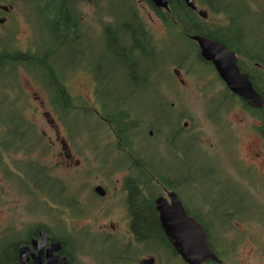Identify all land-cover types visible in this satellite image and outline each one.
Instances as JSON below:
<instances>
[{
  "label": "flooded vegetation",
  "instance_id": "1",
  "mask_svg": "<svg viewBox=\"0 0 264 264\" xmlns=\"http://www.w3.org/2000/svg\"><path fill=\"white\" fill-rule=\"evenodd\" d=\"M19 3L34 5V3L27 0H22ZM80 4L92 5L89 1L73 4L70 10L72 23L75 24L78 20H81V22H79V25H73L69 33L60 34L64 38H68V35L71 34L70 41L73 55L66 67L56 68L53 62L49 61L48 54H43L40 57L31 56L28 49L27 51L23 50V52L11 51L14 52L12 55L18 54L21 61L13 62L15 61L14 56L12 59L0 61V65H6L5 69L0 70V95L3 94V87H7L5 85L7 82L11 83V88L17 85L16 74L21 69L24 72L23 74L26 75L24 77L29 80L25 86L30 91L27 97L36 102L37 106L33 111L42 120L39 130H37V125L33 124L31 120L27 122L23 112L24 108H22L23 111L20 110L22 115L19 113L20 111L13 112V110L8 113L7 119L11 122V128H3V130L2 127L0 128V168L4 170L2 174L4 178L1 182L10 185L15 183L19 186L20 191L15 190L13 185L11 187L19 193H17L19 197L24 198L23 211L26 213L34 211L43 213L37 214V221L33 220L31 223L24 221L23 217L19 215L14 220L12 218L5 220L0 230V249L2 251L0 252V264H22L19 260L20 247L27 249L25 264H47L48 260L53 261L54 259L51 258L54 257L58 260L66 259V264H77L80 263L77 257L80 256L81 252L90 254V251L93 250L97 251L94 256H104L105 252L102 247L98 249L95 246L85 248L82 245V243L85 244L84 237L79 239L80 242L77 240L78 233L92 230V226L82 225L74 229L72 226L70 227V223L74 220L80 221L93 210L99 211L100 208L98 207L104 206L105 202L108 203V198L111 195L116 196L118 202L114 203L113 207L112 205L107 206L102 212L110 213L114 210L111 207H115L123 226L114 227L110 225V229H112L110 232H108L106 226L98 230L102 233L105 243L114 245L112 255H115L111 256L110 259H106V257L99 259L101 264H142L140 258L131 259L128 256L129 251L134 248H138L139 251L142 249V243L136 239L130 224V218L134 215L129 207L132 197L140 203L149 200L152 212L157 215L156 218L159 216L156 205L158 200L162 199L164 201L161 207L173 211L178 205L188 217L204 228L207 233L206 240L208 244H210L209 232L211 233L212 228L205 219L209 218L207 214L216 217L217 227H224L220 236L231 243L238 244L240 239L235 242L236 238H232L230 241L224 237V234L229 232L235 220L243 221L246 218H244L245 215L238 214V205L236 206L230 201L238 195L236 188L239 186V189L246 193V207L248 210L256 202L249 191L251 189L256 190L257 193L260 192L259 194L264 192V157L261 156V146L253 144L250 151L252 161L247 164H240L235 156V150L232 149L231 153L235 157L234 163L220 162L216 170L205 168V171H203L198 168L197 171H193L189 167L188 156H191L193 164H200L199 161L203 163L200 156L203 149L197 144L198 138L189 135V123L184 121L179 125L180 117L183 115L180 114L174 121L166 118L164 131L167 132L163 135L161 144L163 145L164 142L168 148L167 155L169 159L167 162L163 161L160 156L161 150L158 149V145L150 149L142 148L144 145L142 144L143 140H140V138L138 140L137 132L143 133L144 136L146 135L145 138L151 141L157 133L154 124L160 126V123L154 118L149 122H146L143 117L133 118L138 110L134 108V111L133 108L128 106L135 100L138 101L141 112L148 113L151 111L153 113L152 104H146L144 100L153 98L155 87L160 89L159 84L154 82L155 76H157L156 58L147 52L142 55L140 50L118 53L113 49L112 43H114V40L111 36L105 37L104 40L100 35H96L100 39L101 49L115 55L117 63L114 68L123 73L121 83L128 85L131 88V93L129 92L128 96L124 97V102L113 104L114 107L111 109L113 112L106 110L101 113L98 110L102 111V109H95L89 95H91L92 90L94 92V89H110V75L114 72L100 74L99 68L90 64L88 59L90 53L87 45L82 40L84 36L82 29H87L90 40H92L93 35L91 32L93 31L85 25V19H80L81 15L76 11L77 6ZM142 4L145 6L147 4L138 3L141 6V11H145L141 14L144 17L143 20L147 29L150 31L149 33L152 34L150 40L156 46L158 37L162 36L163 32L159 35L152 32L151 22L152 20L158 21L163 30L162 23L157 20L154 9L148 10ZM245 4H247L245 6L246 11L245 13L241 11V14H246V17H242L241 14L235 12V21L225 17L222 11L211 16L213 14L209 6L197 5L207 14L206 17L202 18V21L206 23V33L211 35L209 37L203 35L187 36L189 42L186 44L191 45L192 49L185 50L181 55L185 59L173 62L170 64V68L174 64L172 75L178 79L177 81L181 85H184L185 81L181 78L180 70H186L185 72L194 78L195 84L197 87L199 86L198 88L201 91L217 90L219 97L206 98V102H208L206 106L209 107L207 108L208 114L213 115V112L215 113V123L220 124L219 127L229 129L232 127V120L228 122L222 120L221 113L224 114L228 111L230 116L236 119V114L232 112V109L241 107L242 112L247 113L251 120L256 123H251L249 127L258 135L260 145H262L264 109L251 108L243 103L239 97L229 92L226 84L220 79L221 77L213 62L205 60L200 55L198 44L193 40L194 37H199L224 46L228 53L234 55L235 66L242 74L246 75L252 87L254 88V84H256L259 90L264 89V33L255 38L252 35L249 36L247 32L250 30L251 25L242 21V18L255 15L261 20L262 28H264V0H247ZM11 10L12 6H8L6 12ZM1 21H3V18H0ZM78 27L81 29V33H79ZM145 45L150 47L151 41ZM21 56H26L29 59H23ZM36 59H46L47 64L49 62L53 69L49 68L47 70ZM29 60L39 65L43 71L42 77L24 71V62ZM227 62L228 59H221V64ZM142 65H145L144 70H141ZM7 67L10 68L7 69ZM78 72L82 73L84 82L77 80ZM99 74L102 81L94 79ZM67 76L70 77L69 80ZM72 80L78 81V84ZM68 82L75 85L74 87L84 88L86 93L83 94L79 91L80 89L75 88L69 90ZM39 93L42 94V97L39 96ZM19 94H23V92ZM156 98L161 100L160 104L157 105V108L161 111H164L166 106L173 105L167 103V100L164 97H159L158 94ZM27 104L29 102L24 104L25 108L28 106ZM171 109L173 108L171 107ZM210 110H213V112ZM79 111L92 115L100 123L95 124V127L88 123V128H85L84 123L79 128L76 122L77 119L72 117L74 112ZM162 120L165 121V119ZM223 122L225 125H222ZM30 127L35 128V135L27 133L31 131ZM101 127L104 129L100 131L99 128ZM223 131L225 133V130ZM30 135L34 139L33 141H29ZM231 138L235 139L236 137L231 134ZM190 139L195 143L194 145L197 144L198 150L192 149L190 151L189 145H187ZM104 140H107L108 143L104 144ZM89 141L92 144L90 152L93 153V150H98L102 156L100 167L93 168L92 166L89 168L87 164L84 165L82 160L78 158L83 152L82 149L86 147V142L89 143ZM219 144L220 142L216 147L218 150L221 147ZM6 158H9L10 166L8 160H5ZM115 158H118L117 163L114 161ZM244 165L248 166L245 167ZM94 170L97 171V176L87 179L88 175L94 174ZM109 173L119 175L112 191L106 186L109 181ZM37 181H41L42 184L38 185ZM243 181L245 182L241 183ZM27 184L32 186L31 191L25 186ZM97 189H100L102 193L100 194ZM188 196H192L193 200L189 201ZM80 197L84 198L83 201L80 200ZM95 199L97 201L95 207L92 208ZM261 206H264V204L261 203ZM59 227L65 232L63 237H58L55 234ZM120 229H122L121 233L124 241L117 244L118 237L114 234ZM11 238V242H5ZM57 244H59V249L50 252ZM220 250L222 251L221 248L217 250V256L223 264L225 258H222L224 254L220 253ZM150 257L154 258L153 256ZM177 259L182 262L178 255ZM154 260L155 263L153 264H156V259Z\"/></svg>",
  "mask_w": 264,
  "mask_h": 264
},
{
  "label": "rangeland",
  "instance_id": "2",
  "mask_svg": "<svg viewBox=\"0 0 264 264\" xmlns=\"http://www.w3.org/2000/svg\"><path fill=\"white\" fill-rule=\"evenodd\" d=\"M19 1L21 0H0V5L5 6H12V10L7 13L0 12V18H3V23H0V48H5L4 51H7L9 53H14L11 51H27L31 56L40 57L43 54H48L49 61L51 63L53 62V65L56 68H64L66 67L67 63H69L72 57V46L70 41V35H68V38H64L63 36H60L62 34V31L58 32L55 27L53 19H51L49 12L47 11V1H41L39 3L33 4H26L22 3L20 4ZM247 0H241L240 4L242 7L246 6L245 4ZM145 6L144 4H142ZM50 6H53V3H50ZM141 7V6H140ZM148 6H145L144 8H147ZM149 10V8H147ZM80 15V19H85L84 23L86 26L90 27L93 32L92 33V40H90L87 29L83 28L82 32L84 33L83 36V42L87 45L90 53V57L88 58L90 60V64L92 66H97L99 68L100 74L108 73L110 74L111 71L114 72V74L110 75V83L109 88L103 90L101 88L94 89V92L92 90V93L90 96L91 101L93 105L95 106V109H102L98 110L101 113H104L106 110L108 112H113L111 109L114 107V103H122L124 102V97L128 96L127 94L131 92V88L128 85H125L122 82L123 73L121 71L115 70L114 67H116V57L114 54H110L109 52L101 49L100 47V39L97 35L99 33L100 28H102L101 21L106 18V16H101L100 18L97 16L96 10L92 5L88 4H80L77 6L76 10ZM113 13H116L115 11H112ZM144 12L145 11H141ZM60 13V12H59ZM58 17L61 19V17L66 16L65 12L62 11L61 15L57 14ZM246 14H243L242 17H244ZM246 17V16H245ZM100 21V22H99ZM242 21L244 23H249L251 25L250 30L247 32L249 36H253L254 38L257 36H261L262 33H264V28H262L261 20L255 16L252 15V17L242 18ZM81 20H78L76 22L78 25L80 24ZM151 26L153 27V31L156 35H159L162 33L161 25H159L158 21L152 20ZM79 33H81V29L78 27ZM95 33V34H94ZM102 41V38H101ZM170 41H164L159 42V44H155L156 48L159 45L160 48L163 50L161 52H164V54H159V58L157 57L155 62V69H159V76H155V83L159 84L160 89H157V87L153 90V98H147L144 100V103L146 104H152L151 107L154 108L153 113L149 111L148 113L141 112L139 110L138 101H133L128 107L129 108H136L138 110L137 114L133 116V118H141L145 119L146 122L152 121V118H154L157 122L160 123V126H157L154 124V126L157 128L156 135L153 137L151 141L147 138H145L144 134L138 131L137 132V138L139 140H143L144 144L142 148L144 149H150L154 146L158 145V149L161 150V157L163 161L167 162L169 159L168 154V148L166 147L165 143L163 142V145L161 142L163 141V135L165 134L164 127L166 124V121L168 118L171 121H174L176 117H178L180 114H183L180 117L179 125H181L184 121L188 122L190 127L188 128L189 135L195 136L198 138V145L203 149V153H199L201 156V159L203 160V163L200 162V164H193L191 156H188L189 161V167L193 171H197L198 168L205 171V168H214V170L217 169V165L220 164V162H228V163H234L235 157L231 153L232 149L235 150V156L237 158V161L240 164H247L252 161L251 159V150L253 144H258L261 146V156L264 157V138H263V144L260 145V139L258 138V135L251 130L249 126H251V123L256 124L254 121L251 120V117L246 113L244 114L242 112V108L238 107L236 109H232V112L235 113L236 119H234L232 116H230V113L227 111L224 114L221 113L220 116L222 120L228 122L229 120H232V127L224 128L219 127L220 124H216L214 116L215 113L213 110H210L213 112L212 114L207 113V107L206 106V98L207 99H213L219 95H217V90H206L201 91L197 85L194 82V78L187 74L184 70L181 71V78L183 81H185L184 85H181L178 79L172 75V67H174V64L170 67H168L170 64H172L175 59L179 58L180 53L175 55L173 52H171L172 48H169L171 44H169ZM185 48V49H184ZM12 49V50H11ZM192 49L191 45L184 44V47H181V50L184 52L185 50ZM10 50V51H8ZM182 52V53H183ZM6 65L2 64L0 65V70L5 69ZM168 67L170 69V74L173 80L171 79H165L163 76L164 68ZM10 67H7V69ZM119 68V67H118ZM19 69V66H18ZM24 71L26 73H35L42 77L43 71L40 69L39 65H36L33 61H25L24 62ZM145 69V65H142L141 70ZM117 72H115V71ZM59 71V70H58ZM66 72V71H64ZM24 72L19 69L17 72V87L11 88V83L7 82L5 85L7 87H3V94L0 95V105L3 106L7 112L11 113L20 110L23 111L22 108H24V116L26 117L27 122H30V120L33 122V124L37 125V130H39V127L41 126L42 120L39 119V117L36 115V113L33 111L35 110L36 102H34L32 99H28L27 95L30 92L26 86V83L29 81L26 79L23 74ZM77 80L79 82L83 81V76L81 72H78ZM96 75L94 79H98L102 81L101 75ZM69 76H67L68 78ZM70 77L68 78V80ZM76 81V80H72ZM71 81V82H72ZM78 81L77 84H78ZM68 82V89L71 88L80 89L79 91L83 94L86 93V90L84 88L74 87L75 85H71L72 83ZM1 86V85H0ZM2 88V87H1ZM158 90V96L164 97V99L167 100V103H172L173 105L170 106L173 108L171 109L170 106H166V109L164 111H161L157 108V105L160 104L161 100H158L156 98ZM20 92H23V94H19ZM215 95V96H214ZM39 96L42 97V94L39 93ZM214 96V97H213ZM28 99V100H27ZM26 102H29L27 104L28 106L25 108L24 104ZM137 103V104H136ZM23 104V105H22ZM88 104V103H87ZM89 105V104H88ZM149 106V105H148ZM80 108V107H79ZM6 110H1L0 113L3 114ZM21 113L22 115V112ZM135 111V110H134ZM18 113V114H19ZM219 114V113H218ZM244 114V115H243ZM72 117L77 119L78 127L80 128L82 124L85 123V128H88V123L91 124L92 127H95V124L100 123L99 121H96L92 117V115L87 113H81L74 112L72 114ZM1 119H4L1 117ZM162 119H165L163 121ZM162 120V121H161ZM87 123V124H86ZM222 125H225L224 122ZM153 127V126H152ZM31 131H28V134L35 135L36 131L35 128ZM218 128H221L220 130ZM3 130V128H1ZM104 129L103 127L99 128ZM30 130V129H29ZM88 130V129H87ZM228 134L226 135L224 133ZM233 137L231 138V134ZM30 135V136H31ZM85 135V134H84ZM140 135V136H139ZM167 136V135H166ZM230 137V138H229ZM34 139L30 138L29 141H33ZM80 140V139H78ZM88 142V141H87ZM86 142V147L82 149V153L79 159L82 160V163L85 165L87 164L88 167H100L102 165V156L98 152V150H93V153L90 152V149H92V144L89 141V143ZM189 143V149L192 151V149L198 150L197 144L188 141ZM218 142H220L219 150L216 149L218 146ZM108 141L104 140V144H107ZM232 144V145H231ZM234 146V147H233ZM233 147V148H232ZM214 148V150H213ZM140 149V148H139ZM205 150V151H204ZM254 152V151H253ZM257 153V152H255ZM9 166L11 165V162H9V158L5 159ZM115 163L118 162V158L114 159ZM194 162V161H193ZM195 163V162H194ZM245 167L248 165H244ZM221 171V169H219ZM3 169L0 168V230L1 227L4 225V222L8 218H12L13 220L16 219L17 215L23 217L22 219L24 221H29L28 223L33 222V220L37 221V214H43L39 212H32V213H26L24 210V198L19 197L17 195L18 192L15 190L20 191L19 186H17L15 183L9 184L5 182H1L2 178H4ZM117 173V171H115ZM100 175V174H99ZM93 176H97V171L94 170V174L88 175L87 179L92 178ZM76 177V176H75ZM239 177V175H238ZM119 178V175L111 174L109 173V181L106 186L112 191L115 187L116 183L115 181ZM80 180V179H78ZM83 180V179H82ZM97 181V180H96ZM245 181L241 182L244 183ZM238 183V182H237ZM38 185H41V181H37ZM240 184V183H239ZM13 185V187H11ZM27 189L30 191L32 190V186L29 184L25 185ZM259 189V188H257ZM238 195L234 198V200L230 201L232 204H235L237 206V211L239 215H245V220H235L233 222V226L230 228L229 232L224 234V237L228 238L230 241L232 238H236L235 242L240 239V242L238 244L234 242H229L222 238L220 236L221 232L223 231L224 227L218 226V221L216 220V217H213L211 215H208L209 218H206L205 221L209 223L212 228L210 234V246L212 249L219 250V248L222 249L219 252L223 253L222 258H225L223 260V264H264V206H261V203L264 204V192L259 194L260 192H256V190L249 191V194L252 195V197L255 199V205L250 207L247 210L246 204H247V198L246 193L239 189V186L236 188ZM29 191V192H30ZM19 194V193H18ZM83 197H80V200L83 201ZM117 197L114 195H111L108 198V203L105 202L104 206H100V210H93L88 215L83 217L79 220H74V222H71L70 227L72 226L74 229L79 228L82 225L83 226H92V230L89 229L88 231L80 232L78 233L77 240L81 237H84L83 241L85 244L84 247H90L92 248L95 246L98 248H103L105 255L99 257L94 256L97 251L93 250L89 253L81 252L79 258V262L77 264H101V261L99 259L105 258L110 259L111 256L114 253V245L111 243H105L104 238L102 236V233L98 230L101 227H107L108 232L112 231L110 229V225H113L114 227H122L123 223L122 220L119 219L120 216L118 215V211L115 210V207H113V204L118 202ZM187 199L189 201L193 200L192 196H188ZM79 200V198H78ZM258 200V202H257ZM97 199L93 201V207H95ZM217 202V201H216ZM191 204V203H190ZM112 205L111 209H114L110 213H103L102 210L105 209L107 206ZM248 216V217H246ZM250 217V218H249ZM252 218V219H251ZM56 229V227H55ZM61 230V231H60ZM122 229L118 230L119 233L116 235L117 238V244L122 243L124 239L122 238L123 234L121 233ZM63 229L58 228L57 232L55 234L59 237L64 236ZM243 233V234H242ZM76 236V235H75ZM214 236V237H213ZM12 238L9 240H6L5 242H11ZM80 242V241H79ZM105 243V244H103ZM81 244V243H80ZM153 251H160L157 253V255H160V258H163L162 262L159 260L156 261V264H183L180 260L174 258L172 254L168 251L166 248H161L159 250L158 247H155L152 249ZM0 252L1 249H0ZM148 251H144L141 249L134 248L133 250L129 251V255L131 259H135V257L140 258L141 260H146L149 258ZM148 254V255H146ZM153 257L156 258L155 255ZM139 259V260H140Z\"/></svg>",
  "mask_w": 264,
  "mask_h": 264
},
{
  "label": "trees",
  "instance_id": "3",
  "mask_svg": "<svg viewBox=\"0 0 264 264\" xmlns=\"http://www.w3.org/2000/svg\"><path fill=\"white\" fill-rule=\"evenodd\" d=\"M28 2L39 3L41 1H47V11L51 19H53L56 30L62 33H69L71 27L76 25L73 24L72 17H70L71 9L73 4L76 2H85L89 1L96 10L97 16H106L104 20L101 21L103 39L105 37L111 36L114 40L112 43L113 49L116 52H125L131 50H140L141 54L144 55L146 52L150 53L157 59L159 54H164L161 52L163 49L158 45L157 48L152 43L151 33L143 20L144 17L141 14V8L138 5L139 2L147 4V8L155 10L157 20H160L162 23L163 33L162 36L158 37L157 43L170 41L169 44L172 48L171 52L175 55L180 53V57L175 59V61L183 60L181 47H184L188 41L187 36L192 35H203L209 37L211 34L206 33V23L202 19L189 10L182 0H166L168 10L164 11L162 9L154 8L150 0H27ZM196 4L209 6L211 13L214 16L215 13L222 11L225 17L230 18L232 21H235L236 17L234 13L241 14L246 11L245 6H241V0H194ZM19 2H22L19 1ZM50 3H53V6H50ZM198 4V5H199ZM234 4V5H233ZM242 8V9H241ZM65 12L66 16L58 17L57 14ZM112 11L117 12L113 13ZM235 11V12H234ZM60 12V13H59ZM241 14L240 16H242ZM100 22V21H99ZM213 36V33H212ZM102 37V36H101ZM213 39V38H212ZM151 41V45L146 46L147 42ZM0 61L9 60L12 57H15V61L19 60L18 54L9 53L4 51L5 48H0ZM185 49V48H184ZM23 59H29L26 56H21ZM159 58V57H158ZM22 59V60H23ZM42 66L47 70L52 68L46 59H36ZM174 61V62H175ZM46 62V64H45ZM53 69V68H52ZM163 76H169L168 67L164 68ZM51 70V69H50ZM156 74L159 76V69H156ZM255 90L264 98V89H260L254 84ZM0 107H2L0 105ZM3 110L0 108V111ZM111 121V120H109ZM127 121V120H126ZM113 122V121H111ZM135 182V181H133ZM134 193V192H132ZM130 210L133 212V217H131V227L133 228V234L136 236V239L140 240L142 243V250H146L150 256L155 255L158 259L160 255H157L160 251H153L155 247L166 248L172 254L174 258L177 259V255L170 247L169 243L166 242V237L164 236L158 218L156 214L152 212V206L150 205L149 200H146L144 203H140L138 200L133 197L129 203ZM148 255V254H146ZM149 256V257H150ZM211 264V263H210Z\"/></svg>",
  "mask_w": 264,
  "mask_h": 264
},
{
  "label": "water",
  "instance_id": "4",
  "mask_svg": "<svg viewBox=\"0 0 264 264\" xmlns=\"http://www.w3.org/2000/svg\"><path fill=\"white\" fill-rule=\"evenodd\" d=\"M190 10L194 11L198 16L204 18L206 13L196 6H193L192 0H182ZM157 8L168 10L166 0H150ZM0 10L6 11L7 8L0 6ZM193 40L198 44L201 56L208 61H212L216 68L220 79L226 84L232 94L238 96L248 106L253 108H263L264 100L252 90L250 82L246 75L240 74L235 66V58L233 54L227 52L226 48L221 44L210 42L206 39L194 37ZM228 59L227 63L221 64V59ZM101 194V190L97 189ZM164 201L158 200L156 205L159 212V222L167 242L170 243L176 254L180 256L185 264H203L206 261L219 263V260L207 245L206 233L193 219L189 218L177 205L175 210L161 207ZM59 244L54 246L50 252L58 250ZM27 249L20 247L19 256L22 264H25L27 257L25 256ZM48 260L47 264H66V259L58 260L57 258ZM154 260L149 259L142 261V264H153Z\"/></svg>",
  "mask_w": 264,
  "mask_h": 264
},
{
  "label": "bare ground",
  "instance_id": "5",
  "mask_svg": "<svg viewBox=\"0 0 264 264\" xmlns=\"http://www.w3.org/2000/svg\"><path fill=\"white\" fill-rule=\"evenodd\" d=\"M234 5V4H233ZM243 6V5H242ZM242 9V8H241ZM249 10V9H248ZM235 12V11H234ZM231 38V37H230ZM234 42V41H233ZM241 42V41H240ZM245 42V41H244ZM247 45V44H246ZM232 49V48H231ZM242 49V48H241ZM251 49V48H250ZM243 50V49H242ZM239 51V50H238ZM256 56V55H255ZM135 61V60H134ZM138 61V60H137ZM145 62V61H144ZM152 67V66H151ZM139 69V68H138ZM146 78V77H145ZM131 83V82H130ZM131 90V89H130ZM131 93V92H130Z\"/></svg>",
  "mask_w": 264,
  "mask_h": 264
}]
</instances>
